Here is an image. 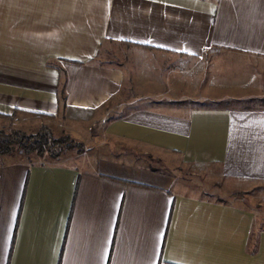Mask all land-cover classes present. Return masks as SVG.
I'll return each instance as SVG.
<instances>
[{
    "label": "crops",
    "instance_id": "1",
    "mask_svg": "<svg viewBox=\"0 0 264 264\" xmlns=\"http://www.w3.org/2000/svg\"><path fill=\"white\" fill-rule=\"evenodd\" d=\"M115 45L220 55L226 91L200 98L264 101V0H0L4 132L84 143L104 124L81 154L0 157V264H264L247 201L264 186V108L188 107L186 81L172 100L104 61ZM199 175L230 191L208 196Z\"/></svg>",
    "mask_w": 264,
    "mask_h": 264
},
{
    "label": "rangeland",
    "instance_id": "2",
    "mask_svg": "<svg viewBox=\"0 0 264 264\" xmlns=\"http://www.w3.org/2000/svg\"><path fill=\"white\" fill-rule=\"evenodd\" d=\"M107 59H109V61H111L112 63H116V62L123 63L125 66H127L129 71L131 65L134 64L135 66H133L132 68L136 70V72L139 71L142 72L140 78L141 81L146 83L145 87L149 84L153 88L154 87L159 88L160 90L157 91L156 93H160L161 95H163L164 93L169 94L168 96L172 100L175 99L178 100L177 98L181 97L180 96L181 90L168 92L167 90L169 83L179 84L183 81H186L185 84L187 90L185 91V94L187 95L186 96L187 100L185 103H187L188 107L211 108V109L264 108V101L262 100L237 101L226 97H220V99H216V100L200 98L201 95H203V91H204L203 89L206 87L209 88L212 87L214 89L216 88L217 91H219L217 92L219 93V95L226 91L228 79L226 75L219 74L221 70L218 67L219 64L221 63V59H226V58H220V55H216L215 57H213L212 54H207L204 59L201 58L200 60H198L194 58H179L171 55H162L158 53L142 51L140 49H135L130 47L124 48L120 45H115L113 46L111 55H109L108 58L106 57V60L104 61H107ZM215 63H216L217 73L216 74L214 73V78H213V72H215L213 65ZM203 72H208L207 73L208 75H206V73L205 75H202ZM129 77L131 78L132 75H129ZM209 81L214 84H210ZM139 84L141 86L142 82H140ZM126 93L129 96L131 95L129 92H125V94ZM135 93L138 92L136 91L132 92V94ZM117 103H119V101L117 102V99H113L109 102L107 109L103 114V117H105V119L109 117H115L117 112H119L118 111L119 107H117ZM149 107L155 109L156 108L161 109V104L158 105L150 104ZM174 108L175 107H171V110H174ZM2 124L3 123H0V127L3 126ZM103 126L104 124L102 122H94L88 124V126L83 129L81 139L84 141V143H82L84 146V150L87 149L85 143L90 142L88 140L89 137L92 135H99L101 133ZM4 131L8 132L9 130H5L3 128V132ZM53 135L54 137H58L55 134ZM83 135L86 136L83 137ZM198 178H200L201 182H203L205 189L204 193L208 194V196L213 194L215 197H218L216 196L218 194L219 197L222 199L225 195L224 193L230 191V190H224L223 185L221 183L217 184L215 183V181H212L210 179L205 180L208 179L205 176L202 177L201 175H199ZM247 201H249L251 207L253 208V211L258 216L257 225L261 228H264V186H262L260 189H253V191H251L250 196L247 197Z\"/></svg>",
    "mask_w": 264,
    "mask_h": 264
},
{
    "label": "trees",
    "instance_id": "3",
    "mask_svg": "<svg viewBox=\"0 0 264 264\" xmlns=\"http://www.w3.org/2000/svg\"><path fill=\"white\" fill-rule=\"evenodd\" d=\"M63 92H61L62 96ZM63 99V98H62ZM83 153L84 146L69 136L54 137L51 129L42 126L34 134L13 130L9 133L0 131V157L19 152L24 155L35 154L38 157L48 156L57 159L67 152Z\"/></svg>",
    "mask_w": 264,
    "mask_h": 264
}]
</instances>
